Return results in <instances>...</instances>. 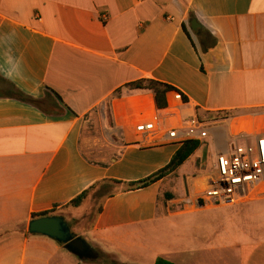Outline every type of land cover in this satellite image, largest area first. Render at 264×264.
Returning a JSON list of instances; mask_svg holds the SVG:
<instances>
[{"label": "crops", "instance_id": "1", "mask_svg": "<svg viewBox=\"0 0 264 264\" xmlns=\"http://www.w3.org/2000/svg\"><path fill=\"white\" fill-rule=\"evenodd\" d=\"M144 79L170 86L168 102L181 92L182 117H214L210 136L185 162L214 169L235 137L252 143L264 135V0H0V264H106L99 253L121 264H201L200 252L229 264L228 249L238 264H264V232L228 246L202 214L237 207L257 215L264 183L245 202L206 206L198 194L212 176L200 174L183 193L164 191L177 171L140 190L116 185L88 226L84 214L75 217L92 193L152 176L181 147L137 133L166 116L153 93L114 97ZM92 130L101 132L94 142ZM95 145L116 156L92 160L87 147ZM89 190L80 207L70 206ZM52 210L96 259L30 233L32 216Z\"/></svg>", "mask_w": 264, "mask_h": 264}, {"label": "built area", "instance_id": "2", "mask_svg": "<svg viewBox=\"0 0 264 264\" xmlns=\"http://www.w3.org/2000/svg\"><path fill=\"white\" fill-rule=\"evenodd\" d=\"M185 102L183 94L175 91L172 101H167L166 116L139 124L137 133L151 138L160 136L158 140L178 145L205 140L210 136L213 120L201 118L199 114L182 117L180 108ZM242 141L244 145H239ZM247 141V135H239L232 140L227 153L218 154L215 176L198 194L199 203L236 205L250 200L255 189L264 183V135L256 136L252 143Z\"/></svg>", "mask_w": 264, "mask_h": 264}, {"label": "rangeland", "instance_id": "3", "mask_svg": "<svg viewBox=\"0 0 264 264\" xmlns=\"http://www.w3.org/2000/svg\"><path fill=\"white\" fill-rule=\"evenodd\" d=\"M92 132V142H94L95 139H97L98 137L100 138L101 132L98 130H92ZM230 144L232 145V140L230 141ZM239 145H244V142H239ZM87 148H89L87 149L89 155L88 157L94 161L109 159L110 156H116V154H107L110 149L106 147L103 148L104 151H101L102 149L100 147H96V145L93 148H91L90 146H88ZM194 160H191L187 164L183 165L178 170L177 175L171 180L167 181V183L163 187V190H170L173 193H178L180 191L183 193L185 188L186 190H189V188L193 187L194 181L197 182V180L195 179L200 174L207 173L212 177L215 176V172L212 166L209 167L208 164L205 172H202L200 169H197L195 167L196 164ZM192 178H194V180H192ZM116 188L117 186L101 188L96 193H92L93 195L91 196L90 201H88L87 204L80 211H78V214L75 217L79 218L84 214L85 220H83L85 221L87 226L90 225L100 208V204L102 203L103 198L112 193ZM255 206L258 208V210H255V212L258 213L257 215H251L248 211L242 214L240 212V209H236L237 207H228L218 210L205 211L202 214H204L205 217L211 219L209 227V232L211 234H213L214 232H221L223 234L225 232L227 238L225 241L226 245H237L239 243H243L247 239V237L249 239L254 238V236H260V232H264V212L262 211V209L264 208V203L257 204ZM79 223H81V221H74L73 226ZM76 228L77 227L75 226L73 230L76 231ZM225 252L227 254L229 264H238L236 251L234 252L228 249ZM198 255L200 260L202 261L201 264H204V262L213 264L211 261L215 257L213 253L210 254L209 252H200V254ZM221 255H223V252L221 253ZM76 258L79 257L76 256ZM98 260L107 264H114V262L119 263V261L114 260L101 253H99L98 255Z\"/></svg>", "mask_w": 264, "mask_h": 264}, {"label": "trees", "instance_id": "4", "mask_svg": "<svg viewBox=\"0 0 264 264\" xmlns=\"http://www.w3.org/2000/svg\"><path fill=\"white\" fill-rule=\"evenodd\" d=\"M172 90L173 89L166 84H163V83H160L154 80L144 79V80H139V81L126 85L124 88L118 90L116 94L114 95V97L119 98V97H122L126 93L151 92L155 95L156 104H157L158 109L165 110L168 105L167 104V94L171 92ZM11 95L15 98H18L21 101L28 102L34 105H40L39 102L25 96L24 94H22L16 89H11ZM199 116L201 118H205V119L207 118L209 120L214 118L213 116H209L207 114H199ZM226 118H227L226 116H223L222 119H226ZM201 145L202 143L200 141L184 142L179 148V150L176 152V154L173 156L171 162L165 168L161 169L160 171L156 172L155 174H153L152 176L144 180H141L139 182H132V183H126V182L113 180L111 181V183H113V185L115 186L124 185L126 187V190L128 191H135V190L147 188L163 180L169 175L176 173L178 169H180L185 164V162L188 161V159H190L195 154V152L201 147ZM90 194H91V190L84 192L82 195H80L75 200H73L70 206L75 207V208L80 207L82 203L84 202V200ZM50 216H57V210L43 212L40 214H34L32 216V219H38V218L50 217ZM114 264H121V263L114 262ZM156 264H174V263L164 258H159L156 261Z\"/></svg>", "mask_w": 264, "mask_h": 264}, {"label": "water", "instance_id": "5", "mask_svg": "<svg viewBox=\"0 0 264 264\" xmlns=\"http://www.w3.org/2000/svg\"><path fill=\"white\" fill-rule=\"evenodd\" d=\"M194 31L202 30V26L192 21ZM31 234H40L66 246V249L82 260L96 259V254L89 243L72 232L69 223L62 216H50L33 219L29 225Z\"/></svg>", "mask_w": 264, "mask_h": 264}]
</instances>
